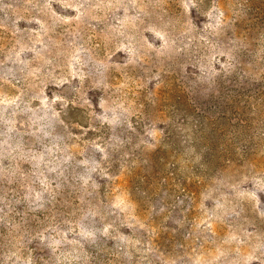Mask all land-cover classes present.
Instances as JSON below:
<instances>
[{
  "label": "rangeland",
  "instance_id": "1",
  "mask_svg": "<svg viewBox=\"0 0 264 264\" xmlns=\"http://www.w3.org/2000/svg\"><path fill=\"white\" fill-rule=\"evenodd\" d=\"M0 264H264V0H0Z\"/></svg>",
  "mask_w": 264,
  "mask_h": 264
},
{
  "label": "trees",
  "instance_id": "2",
  "mask_svg": "<svg viewBox=\"0 0 264 264\" xmlns=\"http://www.w3.org/2000/svg\"><path fill=\"white\" fill-rule=\"evenodd\" d=\"M49 120L51 121V118Z\"/></svg>",
  "mask_w": 264,
  "mask_h": 264
}]
</instances>
